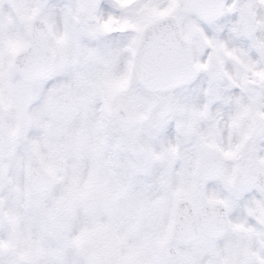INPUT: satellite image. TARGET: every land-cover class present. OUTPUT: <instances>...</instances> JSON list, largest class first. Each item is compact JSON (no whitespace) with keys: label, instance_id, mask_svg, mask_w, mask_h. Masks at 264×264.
<instances>
[{"label":"snow or ice","instance_id":"6c2138e0","mask_svg":"<svg viewBox=\"0 0 264 264\" xmlns=\"http://www.w3.org/2000/svg\"><path fill=\"white\" fill-rule=\"evenodd\" d=\"M0 264H264V0H0Z\"/></svg>","mask_w":264,"mask_h":264}]
</instances>
